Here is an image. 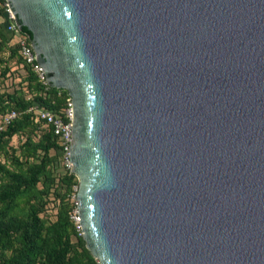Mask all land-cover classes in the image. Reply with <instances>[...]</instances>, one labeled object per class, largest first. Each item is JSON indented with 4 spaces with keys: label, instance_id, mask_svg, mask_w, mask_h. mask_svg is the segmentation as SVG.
<instances>
[{
    "label": "water",
    "instance_id": "water-1",
    "mask_svg": "<svg viewBox=\"0 0 264 264\" xmlns=\"http://www.w3.org/2000/svg\"><path fill=\"white\" fill-rule=\"evenodd\" d=\"M71 96L101 264H264V0H6Z\"/></svg>",
    "mask_w": 264,
    "mask_h": 264
},
{
    "label": "trees",
    "instance_id": "trees-1",
    "mask_svg": "<svg viewBox=\"0 0 264 264\" xmlns=\"http://www.w3.org/2000/svg\"><path fill=\"white\" fill-rule=\"evenodd\" d=\"M4 2L0 0V83L10 71L8 59L16 57L26 74L23 86L0 92V115L18 112L0 131V155L6 154L0 160V264H94L69 217L74 207L70 195L78 179L62 165L61 145L52 127L35 121L29 111L38 105L59 112L69 94L62 88L44 89L21 59L6 28ZM13 136L21 137L17 147L10 145ZM50 204L56 208L51 217L45 212Z\"/></svg>",
    "mask_w": 264,
    "mask_h": 264
},
{
    "label": "built area",
    "instance_id": "built-area-1",
    "mask_svg": "<svg viewBox=\"0 0 264 264\" xmlns=\"http://www.w3.org/2000/svg\"><path fill=\"white\" fill-rule=\"evenodd\" d=\"M5 8L6 17L9 19V23L6 25L7 30L12 34L11 42H15L18 45V54L24 63L35 73L37 80L43 85L44 89H48L50 85L47 84L44 73L41 70L37 57L33 51L30 40L27 34L21 33L19 30L15 18L8 6V3H3ZM71 96L66 99V106L59 112H53L42 106L33 105L29 108V111L33 113L35 121H43L44 125L51 126L54 134L58 136L59 144L61 145L62 153V165L64 168L71 171L72 164L68 157L70 139H71V124H72V111H71ZM18 115V112L14 109L9 110L0 115V131L5 129ZM72 172V171H71ZM78 186L73 187V193L70 195V199L74 202V207L70 211L69 217L72 220L76 232L82 236L80 225L77 217L76 207V191ZM56 211L53 204L47 205L45 212L51 217ZM94 264H101L99 259L95 258Z\"/></svg>",
    "mask_w": 264,
    "mask_h": 264
},
{
    "label": "rangeland",
    "instance_id": "rangeland-1",
    "mask_svg": "<svg viewBox=\"0 0 264 264\" xmlns=\"http://www.w3.org/2000/svg\"><path fill=\"white\" fill-rule=\"evenodd\" d=\"M2 19H0V22ZM5 57L7 56V52L3 54ZM8 65L10 66V71L7 73L6 77L0 83V92L3 91H12L15 88L23 86L25 82H21L23 76L26 74L25 68L22 65L17 64V58L8 59ZM21 140L20 136H13L10 140V145L13 147H17ZM6 158V154L0 155V160L4 161ZM10 159V158H8ZM75 241V238H72Z\"/></svg>",
    "mask_w": 264,
    "mask_h": 264
}]
</instances>
